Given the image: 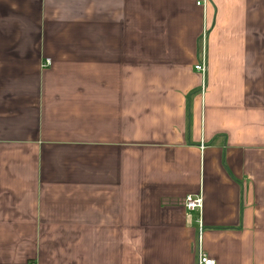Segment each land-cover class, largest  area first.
I'll list each match as a JSON object with an SVG mask.
<instances>
[{
	"label": "crops",
	"instance_id": "crops-1",
	"mask_svg": "<svg viewBox=\"0 0 264 264\" xmlns=\"http://www.w3.org/2000/svg\"><path fill=\"white\" fill-rule=\"evenodd\" d=\"M200 226L264 264V0H0V264H196Z\"/></svg>",
	"mask_w": 264,
	"mask_h": 264
},
{
	"label": "built area",
	"instance_id": "built-area-1",
	"mask_svg": "<svg viewBox=\"0 0 264 264\" xmlns=\"http://www.w3.org/2000/svg\"><path fill=\"white\" fill-rule=\"evenodd\" d=\"M194 70L203 74L205 71V68H204V65L201 64V65L195 66ZM203 89H204V86H202V92H203ZM183 206L188 212L200 214V211L202 209V199L201 197L187 196L183 201ZM199 225H200V221H199ZM195 253H196V264H216V262L213 259H210L202 252L201 226L199 228V233H198V237L196 240Z\"/></svg>",
	"mask_w": 264,
	"mask_h": 264
}]
</instances>
